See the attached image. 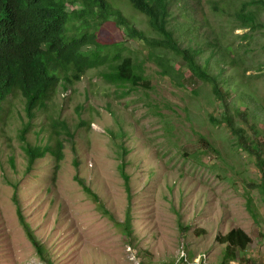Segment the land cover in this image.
I'll return each mask as SVG.
<instances>
[{
	"label": "rangeland",
	"instance_id": "1",
	"mask_svg": "<svg viewBox=\"0 0 264 264\" xmlns=\"http://www.w3.org/2000/svg\"><path fill=\"white\" fill-rule=\"evenodd\" d=\"M241 1L188 0L189 16L197 20L191 25L202 26L199 38L207 39L205 35L215 31L239 47L240 35L247 30L232 33L227 21H231V7ZM214 3L229 11L226 16L212 8ZM114 5L148 36L156 35L147 18L128 0H115ZM77 9L83 5L69 6L70 12ZM184 25L183 17L174 22L178 34L185 30ZM191 37L181 35L179 40L188 45ZM100 38L110 44L124 42L123 56L133 51L142 59L136 52L139 43L128 40L114 23L101 30ZM212 39L209 36L208 42ZM263 47L264 40L258 39L243 54L250 64L242 67L256 75L248 89L262 99L264 68L260 70L257 64L264 63ZM206 50L200 57L202 63L210 55ZM211 61L212 74L223 71L232 76L234 85L242 81L224 59ZM181 64L173 62L176 68ZM145 65V87L120 89L108 84L104 79L107 66H102L61 95V104L69 101L66 114L70 121L78 125L82 117L90 125L71 130L74 145L69 144L56 178L49 165L52 157L38 161L31 176L23 174L27 161L17 134L18 114L8 137L0 132V264H46L21 225L16 188L9 180L23 188L20 197L27 221L49 247L56 264H223L225 248L216 242V236L231 228H241L253 239L238 263L264 262V201L254 185L261 182L257 159L234 147L228 129L211 123L209 113L216 104L209 84L200 81L199 94L192 88L178 89L159 73L154 62ZM80 105L84 106L81 112L77 110ZM247 108L253 111L251 105ZM260 123L264 129L263 118ZM202 137L214 146V152L202 146ZM73 146L81 153V175L99 202L75 180ZM10 154L16 157V167L9 163ZM123 162L132 177L131 197L120 174ZM130 208L133 238L120 226L128 219Z\"/></svg>",
	"mask_w": 264,
	"mask_h": 264
},
{
	"label": "trees",
	"instance_id": "2",
	"mask_svg": "<svg viewBox=\"0 0 264 264\" xmlns=\"http://www.w3.org/2000/svg\"><path fill=\"white\" fill-rule=\"evenodd\" d=\"M128 1L147 16L156 35L148 36L141 31L121 8L114 5L115 0H0V132L8 137L9 129L16 126V114L19 115L17 134L27 161L23 174L31 176L38 161L52 157L49 165L56 178L66 159L69 144L74 145L71 130L90 125L82 117L78 125L70 121L66 114L69 101L61 104L63 93L69 92L88 72L102 66H107L104 79L108 84L120 89L145 87V64L151 60L159 73L168 77L178 89L192 88L199 94L200 81L211 86L216 106L209 113L210 121L229 130L235 139L234 147L257 159L261 182L254 185L258 186L264 201V129L260 123L261 118L264 119V99L248 89L256 75H249L248 68H242L250 64L243 54H247L258 39L264 40V0H242L239 5L231 7V21H227V27L232 33L247 30L246 34L240 35L239 47L215 31L201 40V23L192 24V30L191 22L197 20L189 16L188 0ZM78 4H82L83 9L69 11L70 5ZM216 7L215 11L225 16L229 12L218 9L214 3L212 8ZM180 17L185 18V30L181 35L192 36L188 45L179 40L181 35L174 27V22ZM108 23H114L128 40L139 43L140 48L136 52L142 59L133 51L129 56H123L124 42H102L101 30ZM209 36L214 37L211 43L208 42ZM192 42H197V45ZM205 48L210 55L202 63L200 57ZM212 58L224 59L242 81L234 85L230 81L232 76H226L223 71L219 75L212 74ZM174 61L182 62L180 68L173 65ZM257 67L263 69L264 63H258ZM247 104L253 111L247 108ZM83 109L82 105L77 107L79 112ZM201 143L207 151L214 152V146L205 137L201 138ZM72 150L77 168L75 180L86 194L99 202V196L81 175V153L74 146ZM2 152L0 148V155ZM126 152L124 150L121 154L122 159H125ZM10 162L16 167L14 154H10ZM119 169L131 197L132 177L127 173L124 162ZM16 171L20 172L18 168ZM6 172L4 168L3 174L8 178ZM9 182L16 188L17 215L28 239L42 261L56 264L49 247L38 238L27 221L20 197L23 188L19 183ZM252 207L253 199L249 197L251 212ZM120 226L129 238H133L132 208L128 219ZM216 242L225 247L223 264H231L241 261L253 239L243 229L231 228L227 234L218 233Z\"/></svg>",
	"mask_w": 264,
	"mask_h": 264
},
{
	"label": "clouds",
	"instance_id": "3",
	"mask_svg": "<svg viewBox=\"0 0 264 264\" xmlns=\"http://www.w3.org/2000/svg\"><path fill=\"white\" fill-rule=\"evenodd\" d=\"M130 2V1H129ZM132 5V4H131ZM133 6V5H132ZM134 7V6H133ZM137 11V10H136ZM138 12V11H137ZM138 13H140V12H138ZM140 14H142V13H140ZM144 15V14H143ZM146 18H147V16L146 15H144ZM195 17H193L192 18V20L194 19ZM147 20H148V18H147ZM149 21V20H148ZM147 21V23H148V26H149V28H151L150 27V24H149V22ZM135 24H136V22L135 21H133ZM138 27V26H137ZM141 30V29H140ZM151 30L153 31V29L151 28ZM141 31H143V30H141ZM154 32V31H153ZM155 33V32H154ZM79 83V82H78ZM77 84V83H76ZM75 84V85H76ZM140 88V87H139ZM71 98H72V95H71ZM90 123V122H89ZM52 159V158H51ZM47 160H49V158H47ZM225 248V247H224ZM202 259H204L205 261L207 260L205 257H203ZM239 261H236V262H232L231 264H240V263H238ZM248 264H264V262L263 263H257V262H255V263H248Z\"/></svg>",
	"mask_w": 264,
	"mask_h": 264
}]
</instances>
